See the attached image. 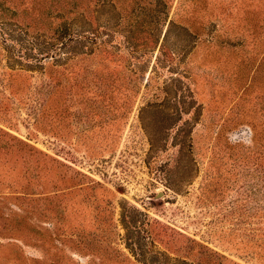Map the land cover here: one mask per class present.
<instances>
[{
    "label": "rangeland",
    "instance_id": "rangeland-1",
    "mask_svg": "<svg viewBox=\"0 0 264 264\" xmlns=\"http://www.w3.org/2000/svg\"><path fill=\"white\" fill-rule=\"evenodd\" d=\"M0 264H264V0H0Z\"/></svg>",
    "mask_w": 264,
    "mask_h": 264
}]
</instances>
